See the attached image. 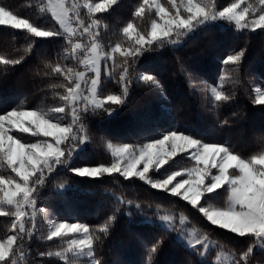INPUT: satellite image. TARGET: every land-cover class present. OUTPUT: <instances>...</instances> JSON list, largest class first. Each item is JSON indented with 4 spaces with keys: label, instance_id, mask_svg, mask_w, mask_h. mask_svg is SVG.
I'll use <instances>...</instances> for the list:
<instances>
[{
    "label": "snow or ice",
    "instance_id": "6c2138e0",
    "mask_svg": "<svg viewBox=\"0 0 264 264\" xmlns=\"http://www.w3.org/2000/svg\"><path fill=\"white\" fill-rule=\"evenodd\" d=\"M121 7L122 0H39L37 12L50 13L55 21L52 27H45L0 3V26L27 34L26 46L16 50L17 54L0 53V76L18 71L17 66L24 67L34 55L42 65L36 75L47 78V88L57 100L47 108L31 107L21 100L0 110V217L6 218L8 225V231L0 237V264H22L26 249L31 248L25 237L29 241L59 238L62 243L55 250L38 251V256L56 258L63 264H131L122 252L112 259L102 254L108 247L105 238H110L116 213L128 217L139 214L143 217L141 223L158 230V236L151 240L137 234L141 258L136 264H208L213 251L217 264H264V118L255 126L259 146L256 151L245 154L227 140L209 141L202 131L177 125L176 109L170 106L159 74L138 66L146 53L159 49L176 51L213 30L235 28L247 35L259 29V35L264 36V0H136L127 22L114 32L115 42L106 46L102 37L110 28L107 20ZM146 18L147 27L137 23ZM33 38L60 44L56 59L37 50L34 46L39 41ZM245 58L244 47L220 58V65L226 67L220 70L218 85L215 80L209 83L201 79L199 69L189 70L181 65L192 94H204L208 112L217 114L221 127L240 123L239 112L232 114L236 119L231 121L219 119L218 114L238 99L239 89L228 92L224 85L240 84ZM109 80H115L118 87L106 93ZM138 84L162 101V112L134 113L126 135L140 137L142 142H125L103 124L128 107L130 90ZM259 85L246 91L250 102L259 105L258 111L264 114V73L259 74ZM92 116L100 119L98 131L90 127ZM162 120L169 126L164 127ZM14 130L31 133L37 139L28 141L15 135ZM98 132L120 142L113 143L105 135H99L97 140ZM41 136L52 140L40 139ZM93 144L105 146L111 162L76 166V157ZM177 153H185L191 166L170 170L169 165L162 169ZM105 175L113 181L122 177L132 185L138 180L167 194L164 199L172 208L184 209L179 225L175 213L164 211L163 204H156V211L149 213L140 202L118 196L111 215L97 228L57 220L50 222L46 233H39L38 215L59 214L55 204L51 211L41 204L60 200L69 214L74 213L67 193L91 181L73 177ZM170 197H178L185 204L179 205ZM218 198H223L222 204L214 203ZM152 207V203H147V209ZM193 209L203 219L198 226L190 227L192 221L186 213ZM166 244L184 258L160 260ZM36 264L49 261L40 259Z\"/></svg>",
    "mask_w": 264,
    "mask_h": 264
},
{
    "label": "trees",
    "instance_id": "16d2710c",
    "mask_svg": "<svg viewBox=\"0 0 264 264\" xmlns=\"http://www.w3.org/2000/svg\"><path fill=\"white\" fill-rule=\"evenodd\" d=\"M38 2L39 0H0V3L10 6L22 18H29L34 23L52 27L55 21L52 19L51 14L40 15L37 12L36 5ZM221 2H224V0H221ZM135 3L136 0H122V7L108 18L107 22L110 28L102 37L106 46L115 42L116 36L114 32L127 22L130 17V9ZM137 23H140L142 27H147L149 20L146 18L143 21H137ZM259 32L260 30L257 29L255 33L242 35L235 28H232L231 31H225L224 29L213 30L206 36H201L195 41H189L176 51L159 49L146 53L138 66L141 70L150 68L159 74V78L166 89L170 106L176 109L174 115L176 116L177 125H186L189 128L200 130L209 141L227 140L237 150L248 154L259 148L255 140V136L258 135L255 126L264 118V114L258 111L260 106L253 105L250 102L246 91L259 87V74L264 73V36L259 35ZM26 35L24 30L11 29L10 26H0V53L17 54L16 50H22L26 46ZM33 39L39 41L34 46L37 50L47 52V58L53 61L56 59V54L60 51V44L44 43L47 38ZM240 47L246 49L244 70L241 72L240 77L241 82L239 85H233L229 82L224 85L225 90L228 92L239 89L237 91L238 99L235 103L224 106L218 114L219 119L227 118L231 121L236 119L232 114L239 112L240 123L221 127L217 120V114L208 112L203 98L204 94L202 92L199 95L192 94L190 86L185 80L181 65L189 70L193 68L199 69L201 79L207 80L209 83L215 80L218 85L219 76L221 75L220 70L222 67H226L220 65L219 59L233 49L238 50ZM110 65L111 61H109ZM38 66L42 68L39 60L32 55L24 67L20 68L17 66L19 68L18 71L0 76V110L5 107H13L20 103L21 100H25L26 104L31 107L40 106L42 108H47L57 102L52 91L47 88V78L42 75H36ZM89 75L91 74L89 73ZM117 87L115 80H109L106 83L105 92L116 90ZM129 101L128 107L116 118L104 123L103 127L110 129L115 136L123 137L125 142L140 143L142 142L140 137L133 138L126 135L128 124L134 119L133 114L162 112L160 108L162 101H159L153 92L140 84L135 85L130 90ZM161 124L164 127L169 126L166 120H162ZM177 125L172 126L175 127ZM100 126L101 122L98 117H90V127L94 131H98ZM14 134L22 136L28 141L34 142L37 139L31 133H20L14 130ZM99 135H105L106 139H112L111 136L98 132L97 140H99ZM40 139H43V137L41 136ZM112 142L119 143L120 140L112 139ZM110 162L111 157L106 153L103 145L98 144L89 145L88 150L80 153L75 159L76 166H96ZM169 165H171L170 170H179L183 167H190L191 161L185 153H179L169 160L168 164L163 165L162 169L168 168ZM68 175L72 174L69 173ZM73 179L91 181L90 184H82L79 189L67 193L68 202L75 209V212L69 214L65 210L62 201L52 199L46 201L45 204H41L40 207L47 205L51 211V205L55 204L59 214L53 216L40 215L38 222L52 218L54 221L86 223L91 228H97L107 219L108 215H111L114 201L118 196H122L125 200L131 199L134 202H140L149 213L156 211V204H163L165 206L164 211L169 212V214L174 212L178 218L181 211L184 210L181 207L172 208L168 201L164 199L167 194L150 189L148 185L138 180L132 185L128 181L123 180L122 177H119L118 181H113V178L108 175L101 178L73 177ZM42 191L45 192L46 196L49 195L46 190L42 189ZM170 199L179 201V205L185 204L178 197H170ZM147 203H152L153 207L147 209ZM214 203L217 205L222 204L223 198L216 199ZM188 208H191V206L188 205ZM186 214L190 216L192 221L189 225L190 227L198 226L199 221L203 219L194 209ZM116 217L112 224L110 238H105L108 247L103 249L102 254L106 259H112L115 258L117 252H122L131 264H136L141 258V248L137 234H140L144 239L151 240L158 236V230L155 227L141 223L143 217L139 216V214L134 217H128L126 214L116 213ZM204 223L206 224L207 221L205 220ZM7 231L6 218L0 217V237H3ZM25 242L30 244L31 248L26 249L22 264H36L40 259L48 260L49 264H63L62 261L56 258H41L38 256V251H48L50 248L55 250L54 240L33 239L29 241L25 237ZM224 242L226 243V241ZM51 243H53V247ZM238 247H243V245ZM183 258V254L170 244H166L159 257L160 260L165 262ZM208 264H217L216 251H213L209 256Z\"/></svg>",
    "mask_w": 264,
    "mask_h": 264
},
{
    "label": "rangeland",
    "instance_id": "374dc122",
    "mask_svg": "<svg viewBox=\"0 0 264 264\" xmlns=\"http://www.w3.org/2000/svg\"><path fill=\"white\" fill-rule=\"evenodd\" d=\"M68 2L71 3L72 0H68ZM43 139H48L50 141L52 140L51 137H47V138L43 137ZM103 147H104V150L106 151L105 146H103ZM106 153L111 157L110 152L106 151ZM177 154H179V153H177ZM176 218H177L176 223H177V225H179V218L178 217H176ZM39 220H40V215L37 216V227L39 229V233H41V234L46 233L47 230H48V227H49L50 222H53L54 221V220H52V218H47L46 220L44 219V220L38 222ZM29 226H31V221H29ZM53 240L55 242V244H54L55 247H56V243H57V245H60L62 243V241L59 238H53ZM51 246L53 247V243H51ZM221 260L222 261L224 260V257L223 256H221Z\"/></svg>",
    "mask_w": 264,
    "mask_h": 264
}]
</instances>
